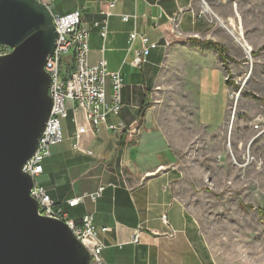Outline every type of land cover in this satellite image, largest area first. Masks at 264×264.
Masks as SVG:
<instances>
[{
  "label": "crops",
  "instance_id": "1",
  "mask_svg": "<svg viewBox=\"0 0 264 264\" xmlns=\"http://www.w3.org/2000/svg\"><path fill=\"white\" fill-rule=\"evenodd\" d=\"M108 2L53 0L50 9L58 15L80 12L89 36L90 63L102 57L108 70L118 71L122 79L127 64L137 71L134 80L123 85L119 114L107 119L133 131L114 132L101 125L97 133L82 138V148L91 154L71 148L72 156L59 164L51 153L42 173L48 172L50 179L41 183L76 224L86 213L93 215L104 244L102 257L108 264H216L198 223V180L184 171L181 156L200 137L204 142L212 140L214 130L221 129L228 116V86L220 57L212 48L202 47L199 40L203 38L198 36L210 34L212 38L203 41L241 53V44L230 39L232 19L223 8L225 1L211 0L224 14L219 23L207 26L193 11L197 0H119L111 10L103 40L94 23L101 20L100 12ZM132 14L135 20L121 18ZM177 14L179 34L166 19ZM132 30L159 44L140 69L131 65L141 47L138 38L128 46ZM257 30L262 43L264 29ZM232 59L237 66L246 64L238 63L241 58ZM201 110L203 116H197L195 112ZM99 187L104 189L96 201L86 199L74 207L65 204ZM162 215L168 224L161 221ZM104 227L108 230L102 232ZM135 229L141 231L138 244L130 242ZM170 230L176 232L174 238L164 236Z\"/></svg>",
  "mask_w": 264,
  "mask_h": 264
},
{
  "label": "rangeland",
  "instance_id": "2",
  "mask_svg": "<svg viewBox=\"0 0 264 264\" xmlns=\"http://www.w3.org/2000/svg\"><path fill=\"white\" fill-rule=\"evenodd\" d=\"M224 1L225 13L232 19L230 39L240 44L244 41L250 47V56L243 47L237 53L216 42L225 47L228 57L219 62L223 78L229 80L228 116L224 126L214 130L212 140L209 137L204 142L200 137L182 154L181 161L184 171L198 180V223L215 263L264 264V134L256 136L258 129L253 127L258 119L264 125V42L257 30L264 29V0ZM193 11L207 26L212 21L219 23V18L223 20L224 12L211 0H197ZM179 28L178 24V34ZM198 36L203 40L212 38L206 33ZM234 57L246 64L237 66L236 61L231 62ZM134 70L128 64L124 67L123 85L134 80ZM195 113L203 116L202 110ZM62 126V140L51 147L59 164L66 163L73 154L70 118L63 120ZM48 175L38 180L44 182L50 179Z\"/></svg>",
  "mask_w": 264,
  "mask_h": 264
},
{
  "label": "water",
  "instance_id": "3",
  "mask_svg": "<svg viewBox=\"0 0 264 264\" xmlns=\"http://www.w3.org/2000/svg\"><path fill=\"white\" fill-rule=\"evenodd\" d=\"M57 33L37 0H0V264H90L88 250L60 219L38 213L22 170L49 118L44 66Z\"/></svg>",
  "mask_w": 264,
  "mask_h": 264
},
{
  "label": "built area",
  "instance_id": "4",
  "mask_svg": "<svg viewBox=\"0 0 264 264\" xmlns=\"http://www.w3.org/2000/svg\"><path fill=\"white\" fill-rule=\"evenodd\" d=\"M44 5L51 13L57 39L52 54L48 57L44 69L50 75L51 82L48 94L52 101V107L46 126L38 140L37 148L33 155L24 163L22 170L32 179V186L29 194L38 204V213L60 219L65 222L77 240L88 250L90 264H108L102 257L103 242L97 235L93 215H83L80 224H76L63 211L60 202L50 197L46 188L38 180L43 173L44 161L51 156V147L59 143L63 138L62 121L71 115L72 140L71 148L91 154L89 150L82 148L81 141L84 135L95 134L101 125L114 132L133 131L123 123H108L109 117L119 114L122 102L121 92L123 79L118 71H109L107 62L100 58L96 63L89 61V36L87 30L82 26L81 14L73 11L63 15L53 14L51 5L53 0H37ZM119 0H109L106 9L100 12L101 20L94 23L100 29V35L104 40L107 35L108 19L113 14L112 8ZM160 16V14H159ZM123 21L135 20L136 16L122 15ZM167 25L177 34L180 15L167 16ZM140 41V49L136 50L131 65L140 69L148 62V56L152 49L158 47V42L150 41L144 34L132 30L128 35V46H131L136 39ZM242 47L250 56V47L243 41ZM11 51L10 47L0 45V55ZM109 79V82L107 80ZM229 81L228 77L224 78ZM264 93V90H263ZM258 124L253 127L258 129L260 136L264 134V125L258 119ZM104 187H99L91 193H83L80 196L65 200V204L74 207L83 203L86 199L94 202L103 192ZM161 221L168 224L166 216H161ZM102 232L108 230L104 227ZM140 229H135L130 240L133 244L139 243ZM164 236L174 238L176 232L170 230Z\"/></svg>",
  "mask_w": 264,
  "mask_h": 264
},
{
  "label": "trees",
  "instance_id": "5",
  "mask_svg": "<svg viewBox=\"0 0 264 264\" xmlns=\"http://www.w3.org/2000/svg\"><path fill=\"white\" fill-rule=\"evenodd\" d=\"M202 44L215 50L221 60L226 61L228 59L227 54H226V49L224 46L216 42H209V41L202 42ZM226 83L228 84L229 82L227 81Z\"/></svg>",
  "mask_w": 264,
  "mask_h": 264
},
{
  "label": "bare ground",
  "instance_id": "6",
  "mask_svg": "<svg viewBox=\"0 0 264 264\" xmlns=\"http://www.w3.org/2000/svg\"><path fill=\"white\" fill-rule=\"evenodd\" d=\"M236 97H238V96L236 95Z\"/></svg>",
  "mask_w": 264,
  "mask_h": 264
}]
</instances>
